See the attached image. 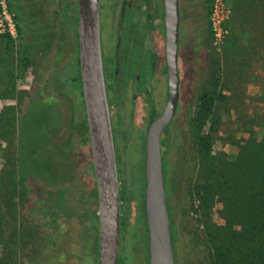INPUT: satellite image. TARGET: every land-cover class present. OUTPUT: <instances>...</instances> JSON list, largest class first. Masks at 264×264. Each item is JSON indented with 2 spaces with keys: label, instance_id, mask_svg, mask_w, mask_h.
<instances>
[{
  "label": "rangeland",
  "instance_id": "rangeland-1",
  "mask_svg": "<svg viewBox=\"0 0 264 264\" xmlns=\"http://www.w3.org/2000/svg\"><path fill=\"white\" fill-rule=\"evenodd\" d=\"M76 1L0 3V113L14 112L19 116L18 123L22 117L34 118L26 134L27 144L18 141L16 135L0 138V264L98 263L97 192L92 161L86 167L91 172L90 181L81 164L83 148L78 147L74 136V98L69 92L60 93L70 63L77 58ZM107 2L102 0L103 19L110 12ZM185 5V56L179 60L182 66L184 59L187 76L175 126L170 136L162 133L163 171L175 224V264H213L210 254L214 248L207 226L213 222L220 225L224 220L218 212L221 202L216 200L208 208L209 222L196 196L197 185L206 182V169L194 139V116L199 96L214 88L215 114L208 115L200 129L202 135L209 134L214 155L224 153L233 158L237 152L233 141L246 138L249 129L257 137L264 134V29L256 30L254 22L253 27L251 23L247 27L234 26L233 0H211L208 15L205 0H186ZM242 28H246L244 34ZM3 33L10 38L1 36ZM232 36L236 43L230 40ZM228 67L252 76L249 80L245 76L231 79ZM124 82L117 78L112 83L118 104L124 103V96L126 99ZM162 90L156 89L158 99ZM110 108L113 110V106ZM131 108L130 105L126 111L133 137L128 134L124 118L118 130L114 120L122 238L118 264H145L147 231L141 213L136 216L141 201L137 190L143 186L139 180L143 153L139 135L134 133L138 123L131 117ZM82 131L80 124L78 132ZM34 177L42 186L32 182ZM68 184L70 189L63 194ZM81 189L85 191V201L77 202L76 191ZM41 196L44 201L38 199Z\"/></svg>",
  "mask_w": 264,
  "mask_h": 264
},
{
  "label": "trees",
  "instance_id": "trees-1",
  "mask_svg": "<svg viewBox=\"0 0 264 264\" xmlns=\"http://www.w3.org/2000/svg\"><path fill=\"white\" fill-rule=\"evenodd\" d=\"M205 3L207 5L208 15L211 8V0H205ZM76 6L74 11L75 15ZM233 8L235 13V17L232 19L234 26H242L244 24L246 26V24L251 23L253 27L254 22L256 30L264 29V0H233ZM62 15L66 18L63 10ZM248 29L252 30L251 28ZM242 30V34H244L246 28H242ZM256 30L254 31L256 32ZM235 32L236 31H234V33ZM1 36L6 39L10 38L7 33H3ZM255 38L259 39V36L255 35ZM230 40L235 43L237 41L236 37L233 36ZM262 40H264L263 32ZM249 41L247 43H249ZM256 46L257 45H255V47ZM246 47L248 48L247 45ZM255 47L253 46V49H255ZM233 54H239V51L233 52ZM76 57L77 58L70 63L65 83H61L60 93L65 95L69 92L74 98V136L78 142V147L83 148V150L80 151L82 157L81 164L84 166L83 170L85 169L88 175V180L91 181V172L86 168L91 157L89 134L82 99L78 48ZM237 62L239 66L243 65V63H240L238 60H236V63ZM249 62H251V57L247 60V63ZM240 68L242 69V66ZM226 71L228 77L231 79L238 77L242 78L243 76L247 79L252 76L249 72L243 74L240 70L238 72L234 68H229ZM228 81L232 82V80ZM215 85H217V83ZM216 99L217 96L214 88L204 90L199 96L198 109L194 116V120L197 124V134L194 139L199 148V155L204 160L206 169V182L203 186L197 185L196 196L206 216L210 213L208 212V208L211 204H214L216 200L221 202L222 206L218 212L224 220V223L220 225L213 222L212 224L210 223L211 226H207L208 238H210V242L212 241V246L214 248L210 256L214 261L213 264H264V134L257 137L252 133V130L249 129L246 138L234 140L233 144L236 146L237 152L233 158H228L224 153H217V155L212 154L209 134L202 135L200 129L207 119V116L215 114L214 103ZM18 117L19 116H16L14 112L0 113V138H14L16 135L18 141L27 144L28 138L26 134L28 129L29 132L32 129H30V126L33 125L34 118H29L27 116L25 118L22 117L18 123ZM80 124L83 127L81 134L78 132ZM142 153V164L140 165L141 178L139 180L143 186L142 189L137 190L138 197L141 200L139 203L141 209L144 205L145 187L143 177L144 151ZM21 154L23 153L21 152ZM34 179L35 180H31L35 185L42 186L40 181L38 182L35 177ZM69 189L70 185L68 184L64 188L63 194L66 190L69 191ZM35 192L39 195L37 190ZM84 192L85 191L82 189L76 191V195H79L77 202L85 201L83 197ZM53 198L54 197H52V199ZM214 198L216 199L214 200ZM38 199L44 201L42 196L40 198L38 197ZM168 211L173 241L175 224L170 215L169 205ZM141 219L145 226V218L142 213ZM209 222H211L210 215ZM98 242L99 238L97 240V243Z\"/></svg>",
  "mask_w": 264,
  "mask_h": 264
},
{
  "label": "water",
  "instance_id": "water-1",
  "mask_svg": "<svg viewBox=\"0 0 264 264\" xmlns=\"http://www.w3.org/2000/svg\"><path fill=\"white\" fill-rule=\"evenodd\" d=\"M78 64L90 157L97 192L98 263L118 264L120 189L111 111L102 69L99 0H77ZM165 52L169 96L144 140V218L148 264H175L164 180L162 132L177 111L179 0H164Z\"/></svg>",
  "mask_w": 264,
  "mask_h": 264
},
{
  "label": "flooded vegetation",
  "instance_id": "flooded-vegetation-1",
  "mask_svg": "<svg viewBox=\"0 0 264 264\" xmlns=\"http://www.w3.org/2000/svg\"><path fill=\"white\" fill-rule=\"evenodd\" d=\"M107 1V4L110 5V12L108 17L103 19L101 12L102 0H99V30L102 69L109 105L110 107L113 106V110L110 108V111L114 145L116 146V122L118 130L122 118L125 119L128 134L131 137L134 136L130 128L133 125L128 123L130 117L126 111L131 105V117L134 119L135 123H138V127H135L134 133L137 132L139 135L141 143L138 138L137 140L140 150L143 152L147 128L149 124L161 114L169 96L165 52L164 0ZM185 1L186 0H179V92L177 109L182 101L183 81L187 76L185 61L183 59V64L180 66L179 60V58L185 56L182 49V40L187 33L186 23L188 21V16L186 17L185 15L188 9L187 5H185ZM206 10L207 5L205 3L204 11L206 12ZM117 78L125 80L123 89L126 92V99L124 96L123 104L117 103V98L114 95L112 87V83ZM158 88H163L161 99H158L156 93V89ZM122 106L124 109L123 111L121 110ZM113 111L115 115H113ZM177 116L178 114L175 112L162 132L164 135L170 136L172 127L175 126L174 121L177 119ZM114 120L116 122H114ZM163 162L165 163L164 160ZM164 180L166 194L168 195L165 176ZM138 208L139 212H137L136 216L139 217L138 214L140 213L144 215L143 208L141 209V206ZM145 231H147V229H145ZM121 239L122 238H120V243ZM145 264H148V258Z\"/></svg>",
  "mask_w": 264,
  "mask_h": 264
},
{
  "label": "built area",
  "instance_id": "built-area-1",
  "mask_svg": "<svg viewBox=\"0 0 264 264\" xmlns=\"http://www.w3.org/2000/svg\"><path fill=\"white\" fill-rule=\"evenodd\" d=\"M0 3L4 6L5 0H0Z\"/></svg>",
  "mask_w": 264,
  "mask_h": 264
}]
</instances>
